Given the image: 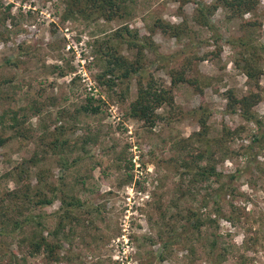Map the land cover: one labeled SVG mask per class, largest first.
<instances>
[{
    "label": "rangeland",
    "instance_id": "374dc122",
    "mask_svg": "<svg viewBox=\"0 0 264 264\" xmlns=\"http://www.w3.org/2000/svg\"><path fill=\"white\" fill-rule=\"evenodd\" d=\"M214 1L129 0L122 17L106 22L64 19L65 0H0V134L6 138L0 199L16 189L19 167L29 172L32 189L57 192L52 206L33 212L35 223L23 234L3 230L0 264H50L42 255L31 257L27 242L34 232L53 233L60 201L72 197L80 207L59 238L61 260L55 264H210L213 235L228 250L220 264H264V0L243 17L218 7L208 26L198 25V5ZM158 22L183 32L164 36ZM125 26L153 44L143 51L145 77L166 87L175 73L185 78L172 87L173 107L158 109L152 127L127 114L137 78L130 80L126 99L120 94L125 86L110 90L96 79L102 68L97 53L109 44L135 60L136 48L114 39ZM245 60L255 62L260 90L241 69ZM250 92L261 96L252 109L257 124L229 108L231 98ZM87 99L100 105L96 114L83 112ZM9 110L17 129H10ZM203 116L211 140L225 128L234 134L214 157L217 172L237 178L232 196L226 202L222 196L219 204L226 215L232 204L236 221L212 215V226L200 235L187 232L182 236L189 241L179 244L187 210L211 214L216 198L209 202V193L220 186L213 179L199 183L191 187L193 199L180 192L189 177L177 157L188 143L195 151L186 161L204 150L192 143ZM5 205L7 217L15 219L12 203Z\"/></svg>",
    "mask_w": 264,
    "mask_h": 264
},
{
    "label": "trees",
    "instance_id": "16d2710c",
    "mask_svg": "<svg viewBox=\"0 0 264 264\" xmlns=\"http://www.w3.org/2000/svg\"><path fill=\"white\" fill-rule=\"evenodd\" d=\"M129 0H65V17L64 19H76L80 18L83 20H91L94 18L103 19L106 22L113 21L115 18L122 17L126 12ZM260 0H215L212 4H199L196 10L197 17L195 22L200 26H208L207 19L209 16H212L214 11L221 7L228 13L232 14V17H243L245 14L254 12ZM208 17V18H207ZM5 17L0 20L4 22ZM157 28L161 31L164 36H175L181 35V32L174 31L173 27L158 22ZM0 33V37H1ZM110 38H108L104 43H109ZM114 39L128 42L132 45L133 48L137 50V56L135 60H129L123 54L119 53L118 48L115 47V44H109L100 52L97 53L98 57L102 62V68L97 74V82L101 86H107L112 90L118 84L120 86H125V89H122L120 92L123 99H126V94H128V84L131 79L137 78V92L136 98L129 105L128 117L137 121L142 122L144 125L152 127L156 120L160 117L156 114V111L161 107H173V96H172V87L177 85L180 82L185 80L183 73H175L171 78V87H166L164 84L156 81L152 76L145 77L143 75V62L142 56L143 51L149 46H152V42L149 39L142 42V37L136 30H131L125 26L121 32H116L114 34ZM142 40V41H141ZM264 51V47L262 48ZM9 65H12V62H8ZM241 69L244 71L245 76L253 82V87L257 90H260L258 84L257 76V67L255 62H250L245 60L241 65ZM261 98L259 92L254 93L250 92L247 96L242 98H231V103L229 108L231 111H235V108L238 109L242 119L252 123H258L253 113L252 109L257 104ZM88 105L84 107L83 112L96 114L99 111L100 105L92 106V100L87 99ZM6 113L13 122L10 125V129H17L18 120L13 113V111H8ZM196 112V111H195ZM0 127L2 131H5V114L0 116ZM209 128L205 119V116L199 121V131L193 134L194 141L192 143L197 144V147L204 149L199 152L193 153L191 160L186 161V156L192 154L194 148L192 144H186L181 146V152L179 153L177 161L180 163V168H183L185 174L189 177L188 186L186 192L180 190L183 194L182 196L187 197L191 195L192 199L194 194L192 193L191 187H196L199 183L213 181L220 183V186L214 190L213 193H209V202L214 200L215 209L208 216L199 215L197 212L192 210H187L188 217L183 226V233L177 236L175 241L181 244L182 240L189 241L185 236L182 235L187 232L192 233V235H200L205 227L212 226L215 222V218L226 219V221L235 223L234 216L235 208L230 204L231 212L229 215H226L222 212V208L219 205L220 199L223 196V199H228L227 197L232 196L233 182L237 179L234 176H223L222 173L216 171L215 163V154L216 151H220L222 147H225L226 139L233 136V131L227 130L223 132L220 138L211 140L208 137ZM224 138V139H222ZM189 141V140H187ZM6 142L0 134V147H2ZM215 150V151H214ZM184 153V157H182ZM186 155V156H185ZM176 161V160H175ZM203 163V164H202ZM22 166V165H21ZM18 168V167H17ZM16 168V170H17ZM17 173V176L14 178L16 189L12 190L0 199V235L4 234L3 230L11 228L8 234H11L18 230L23 234V230L29 225L35 223V216L33 212L37 209L48 208L53 205L55 198L57 197L56 189H49L48 193L50 196L45 194L42 188L36 187L32 189L31 183L28 181L29 172L23 168L20 169ZM221 177H225L227 182L221 183ZM228 178V179H227ZM39 183V182H38ZM63 198L61 206L59 208L58 216L56 218V230L53 233L49 234L48 237H43V230L36 234L35 232L31 234V237L28 239V245L31 249L30 256L34 257L36 255H42L43 259L50 264H55L60 262L61 256L59 251L61 245L59 244V238H64V229L66 223L71 222V219L74 218V211L77 210L80 205L79 201L76 198ZM219 200V201H217ZM205 201L204 209L208 205L207 196L202 199V202ZM6 202L12 203L13 209L16 211L15 219L7 217L9 205H5ZM228 203V202H227ZM226 203V204H227ZM180 215V214H178ZM215 216L212 218L211 216ZM181 216V215H180ZM182 217V216H181ZM176 234V233H175ZM54 239V240H52ZM209 245L207 248V256L209 257L210 264H220L225 261V257L228 254L227 248H220L219 241L217 236H212L208 238ZM186 242V243H187ZM246 243V241H244ZM167 243L163 242L161 246L162 252L166 249ZM207 247V246H206ZM192 250V249H191Z\"/></svg>",
    "mask_w": 264,
    "mask_h": 264
}]
</instances>
